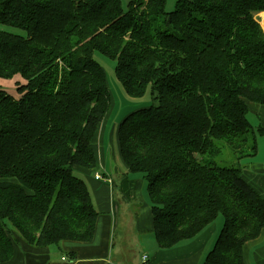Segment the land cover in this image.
<instances>
[{"label":"trees","instance_id":"trees-1","mask_svg":"<svg viewBox=\"0 0 264 264\" xmlns=\"http://www.w3.org/2000/svg\"><path fill=\"white\" fill-rule=\"evenodd\" d=\"M166 7L0 0V79L25 81L19 98L0 88V264L18 237L36 248L94 239L99 213L77 168L97 166L93 144L112 106L96 53L115 62L128 96H152L117 137L130 172L147 181L159 249L221 216L204 264H245V244L264 230V198L242 175L257 155L248 103L264 106V0Z\"/></svg>","mask_w":264,"mask_h":264},{"label":"crops","instance_id":"crops-1","mask_svg":"<svg viewBox=\"0 0 264 264\" xmlns=\"http://www.w3.org/2000/svg\"><path fill=\"white\" fill-rule=\"evenodd\" d=\"M114 109L112 105L93 144L97 166L91 170L77 168V175L88 184L99 213L93 241H63L58 246L36 248L20 240L15 244L13 258L6 264H143L145 255L149 264H204L223 227V220L215 221L190 242L159 249L153 233L147 181L143 175L130 172L119 148L118 126L130 113L114 122ZM248 109L251 126L256 131L257 155L242 175L264 198V106L249 102ZM97 175L102 179L97 180ZM121 223H124L121 244L115 248ZM243 259L245 264H264V230L257 239L245 244Z\"/></svg>","mask_w":264,"mask_h":264},{"label":"rangeland","instance_id":"rangeland-1","mask_svg":"<svg viewBox=\"0 0 264 264\" xmlns=\"http://www.w3.org/2000/svg\"><path fill=\"white\" fill-rule=\"evenodd\" d=\"M129 2L130 0H122L123 9L125 11H127L129 8ZM176 2L177 0H167V7H166L167 12H172L175 9ZM261 16L264 17V14ZM0 27H4V26H0ZM95 59L98 61V63L103 67V69L107 73L111 100L112 102L114 101V104L111 102L115 108L113 110L114 112L112 111L113 112L112 119L114 122H118L128 113H131L137 109H141V108L148 107L149 105H151L152 96L150 94V91L143 97H132L126 94L122 85L119 83L117 79L114 61H112L111 59L107 58L106 56L100 53H96ZM21 83L24 84L25 81L19 75L10 80L0 79V88L4 90L6 93L11 94V96L18 98L19 94L17 92V87ZM251 142H249V144H251ZM231 154L232 152L230 151L229 148L224 149V155L221 157V160H220L221 165H225V166L230 165L234 161V157ZM217 220H223V219L221 216H219ZM123 224L124 223L120 224L119 234L115 238V248L120 247L122 230L124 228ZM13 237H14V240H16V235L13 234ZM20 240L22 239L18 237L17 241H20Z\"/></svg>","mask_w":264,"mask_h":264},{"label":"built area","instance_id":"built-area-1","mask_svg":"<svg viewBox=\"0 0 264 264\" xmlns=\"http://www.w3.org/2000/svg\"><path fill=\"white\" fill-rule=\"evenodd\" d=\"M96 179H97V180H101V179H102V176L97 175V176H96ZM142 261H143V264H149V259H148V257H147L146 255L143 256Z\"/></svg>","mask_w":264,"mask_h":264}]
</instances>
